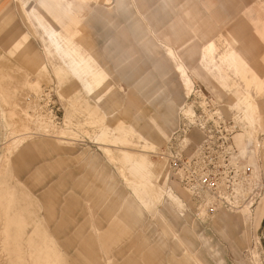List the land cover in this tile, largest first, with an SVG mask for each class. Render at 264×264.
I'll list each match as a JSON object with an SVG mask.
<instances>
[{
    "label": "rangeland",
    "instance_id": "374dc122",
    "mask_svg": "<svg viewBox=\"0 0 264 264\" xmlns=\"http://www.w3.org/2000/svg\"><path fill=\"white\" fill-rule=\"evenodd\" d=\"M17 1H10L17 13L14 37L0 50V264H264V220L258 225L264 212V84L262 90L247 84L253 70L237 72L227 58L218 59L244 49L264 76V0H127L155 51L134 37L123 16L116 15L117 27L95 21L97 7H116L117 0L91 1L96 11L86 16L84 31L75 28L81 25L75 16L65 20L77 34L69 46L83 56L80 76L37 21L30 27L21 17ZM151 2L165 7L161 19H149ZM24 32L28 42L17 40L9 52ZM84 33L101 51L109 76L101 78ZM208 40L217 56L213 51L198 66L202 70L189 74L194 84L187 94L167 49L178 62L181 56L197 65ZM247 93L259 104L260 120L245 126ZM169 105L171 116L162 117L170 121L156 125L159 133H147L154 145L145 143L137 131L152 126ZM188 109L207 112L205 129L186 123ZM192 156L199 162L191 181L197 187L190 191L174 173L179 158ZM128 162L145 190L142 169L168 175L162 184L183 198L185 215L178 203L180 215L165 201L143 205L127 180ZM160 190L156 182V203L165 195ZM125 199H132L129 208Z\"/></svg>",
    "mask_w": 264,
    "mask_h": 264
},
{
    "label": "crops",
    "instance_id": "0c3cea01",
    "mask_svg": "<svg viewBox=\"0 0 264 264\" xmlns=\"http://www.w3.org/2000/svg\"><path fill=\"white\" fill-rule=\"evenodd\" d=\"M10 1L11 0H0V50L3 46H5V44H7L11 41V39L14 37V33L16 30L17 13H16V10L14 8H12L13 5H11ZM73 1L78 3L79 6H76L74 8V11L66 12L65 14L64 13L60 14L58 10H52L51 12H48L43 8L34 9L33 6H34L35 0H18L17 1L18 2L17 3L18 9L16 8V6H14V7L17 9V11L21 15V17H23L25 19V21L27 22V24L30 27L33 26L32 24H33L34 20L37 21L39 26L43 29L44 33L46 34L49 44L53 45L55 50H57V52L62 57H68L70 59L68 64H69V66H72L73 74L80 76V72L78 71V69H79L78 66L81 64V57H83V56H82L81 52L77 51L75 48H70L69 45L72 43L71 39L75 38L77 34H76L75 30L70 31V26L68 23L65 22V20L73 21V16H75L81 23L80 26H76L75 28H78L79 30L81 28V30L84 31L83 21L86 19V16H88L90 13L96 11V10L92 9L91 4H90L91 1H96V0H82V1L81 0L80 1L73 0ZM106 1H109V0H103L102 2L104 3ZM21 3L26 4L25 8L21 7V5H20ZM151 3H152V5H151L152 9L149 11V14H148L149 19L151 18L155 21H156V17H158L157 19H161L162 18L161 16H163V14L165 13V10H164L165 7L156 8V3H154V2H151ZM130 4L131 3L127 0H117L116 7L103 6V4H102V6L97 7L98 8L97 12L100 14V16L96 17L95 21H97L98 23H102L103 20H106V21H109L111 24H113L117 27L120 24L117 23V21L115 19V17H117L116 15L123 16L125 18V20H128V22L130 21L129 22V29H130V32L134 35V37L136 39H138L139 41L143 42L144 46L147 49H149L151 51H155L156 50V44L153 43L151 41V39L149 38L150 32H149L148 28L143 23L141 16L138 13H133L131 11ZM49 14H51L55 18L56 21H58L60 24H62V26H65L67 28L66 30L69 32V36L66 34H63L61 32V31H63V29H61V26L58 25V28L61 30L60 31L50 22V20L48 18ZM173 26H176V25L173 24ZM52 32H55L56 35H55V37L51 38L50 34ZM25 33L26 32L22 33L19 37L15 38L12 41V43L9 47L10 48L9 52L13 50L14 45H15L17 40L22 39L26 43L28 42V38H27V35ZM84 34H85V38L88 42V48L90 47L89 48V54L92 57H94L93 59L96 60L97 65H99L108 74L104 65L100 61V57L102 56L101 51L95 49L92 45L90 36L87 33H84ZM113 40L116 42V44L118 46L119 41L117 42L115 38ZM211 42L213 44L214 59L217 56V47L215 45V42L213 40H208L201 47V49L198 50L199 61H198L197 65L196 64L191 65V63H185V61H183L182 57L179 55L178 56L181 58L182 61L179 60V62H178L177 58L176 59L173 58L175 55L174 51L170 47H168V49H167L168 55L170 56V58L172 59V61L174 63L173 66H174L175 70L179 73L182 85H183V87L185 86L184 90L186 89L187 94H189L191 92V91H189L188 81L190 80L194 84L193 78L189 74H191V73L194 74V71L199 72L200 70H202V69H198V66H200L202 64V63H200L201 60H204V59L207 60L208 59L209 54L206 51V49H207V45ZM237 51H239V49L232 48L227 53L219 55L218 59L225 57V58H227L225 60H228V59L230 60L233 58L232 55L235 54V52H237ZM2 57H4V56L2 54H0V59ZM248 62H249V60H248ZM229 63H231V62H229ZM233 64H235V63H231V65H233ZM234 67H235V65H234ZM60 70H62V68H60ZM182 70H186L188 76H184L182 73ZM235 70H236V67H235ZM212 71H214V70H212ZM213 74H215V73H213ZM108 76H109V74H108ZM185 94H186V92H185ZM252 100L255 101L254 99H252ZM255 102L257 103V101H255ZM257 106H258V108H257L255 114H251L250 109H248V110H246V108L244 109L245 117L248 119V121L251 124H254V125L256 123H258L260 120V107H259L258 103H257ZM163 113H166V114L168 113L171 116V114H172L171 105H169L168 108L164 112H162L158 115V117L156 118V120H158V122L154 119L155 123H153L152 126L145 125L141 131H139V132L137 131V133L140 136L142 135L141 137L144 139L145 143L154 145L153 141H149V138L147 137V133H150L151 129L155 130V132H156V128H157L156 125H158V127L162 128L161 126L163 124L165 125L166 122L170 121V117H169V119H164L162 117ZM262 119H263V113L261 115V121H262ZM147 128L148 129L150 128V130H147ZM239 148H242V147H239ZM153 162L154 161H152V163ZM125 166H126V169L128 170V174H129V175H126L127 180L129 181V185L131 186L136 198L143 205L147 206L148 208L150 206L155 207L156 204L160 203L161 201H165L166 204L169 206V208L175 212V214L180 215L178 213V208L176 207L177 201H175V196L179 197L184 202L183 198L171 186L164 187V185L162 184L163 181L167 179L168 175L166 177L165 176H160V177L157 176L156 170L154 169L153 166L151 169L150 168L149 169H142V172L147 177V179H146L147 188L145 190V186L143 184H141L139 181H137L135 179V177L131 174V171L129 170L130 169L129 166H131V163L128 162L127 165H125ZM168 172H169V170H168ZM156 177H159L160 179H158L156 181ZM156 182H157V185L159 186V188H161L160 192L162 194L164 193L166 195V196L165 195L162 196V198H159L160 200L157 203H156V200H153V196L151 195L152 193H154L153 191L156 190ZM136 191L140 194L141 198H138V196L135 193ZM169 191H170V193H169ZM131 201H132V199H125V202H131ZM131 204H132V202L127 203V207L129 208ZM127 213H130V215H133V211L130 209H127ZM263 220H264V212H263V215H262L261 220H260L258 225L261 226ZM188 254L190 255V253H188Z\"/></svg>",
    "mask_w": 264,
    "mask_h": 264
},
{
    "label": "bare ground",
    "instance_id": "6f19581e",
    "mask_svg": "<svg viewBox=\"0 0 264 264\" xmlns=\"http://www.w3.org/2000/svg\"><path fill=\"white\" fill-rule=\"evenodd\" d=\"M20 5H21L22 8H25L26 4L25 3H21ZM76 6H79V4L76 3L73 0H35L33 8L34 9L43 8V9H45L48 12H51L52 10H58L60 14H63V13L65 14L66 12L74 11V8ZM80 30H81V28H80ZM55 35H56L55 32H52L50 34V37L51 38L55 37ZM20 40H22V39H20ZM206 51L208 52V54H212V52L214 51L212 42L207 45ZM232 56H233V58L230 59V60L228 59L227 62L235 63V65H236L235 67H236V71L237 72H244L247 69L253 70L252 78L246 80L247 84L250 83V82H254L259 87V90H262V87H263V84H264V76H260L259 73L254 69V67L251 64H249L248 58L246 56V50L240 49L239 51L235 52V54H233ZM201 63H202V60H201ZM182 73H183L184 76H188L186 70H182ZM195 74H197V72L194 73V74L191 73V75H195ZM100 75H101V78H102L104 76H107L108 74L102 69V71H100ZM188 86H189V91H192L193 82L189 80L188 81ZM230 87L231 88L233 87L232 84L230 85ZM244 104H245L246 110H248V109L251 110V114H255L256 113V110L258 108L257 103L255 101H253L252 99H250V95L248 93H247V95H245ZM185 114L188 116L190 114H193V111L191 109H188ZM243 114L245 116V112L244 111H243ZM239 123H241V121H239ZM248 123H249L248 120H246L244 122V125L248 126ZM147 130H150V128L149 129L147 128ZM157 133H159V132L157 131ZM240 149H241L242 153L246 152V147L245 148H240ZM175 197L177 199H179V202H177V203H178V205H181L180 207H182L183 213L181 212V215H185V211H186L185 203L179 197H177V196H175ZM249 207L250 206L247 205L246 209H249ZM243 210H244V208H243Z\"/></svg>",
    "mask_w": 264,
    "mask_h": 264
},
{
    "label": "built area",
    "instance_id": "2783aa9c",
    "mask_svg": "<svg viewBox=\"0 0 264 264\" xmlns=\"http://www.w3.org/2000/svg\"><path fill=\"white\" fill-rule=\"evenodd\" d=\"M196 114H197L196 111L193 110V116H191L193 118V120L191 118H187L188 116H185L186 123L188 125H192L193 127L195 125H197L202 130L205 129V125L208 123L204 119L206 117L207 112L203 111V112H201V114H197V115ZM218 126H220V125H218ZM207 141H208V138L206 135V137L203 139L202 143L198 146V150L200 152L203 149V147L205 146V143H207ZM200 159H202V158H200ZM178 160L181 161L180 162L181 168H179V170L174 173V179L176 181H178L180 184L182 183L183 187L185 189H188L190 191L195 190L197 187L196 185H194L193 188L191 187L192 186V182H191L192 181V171H193V168H195V166L199 162V159L192 156V157L187 158L186 160H183V158H179Z\"/></svg>",
    "mask_w": 264,
    "mask_h": 264
}]
</instances>
